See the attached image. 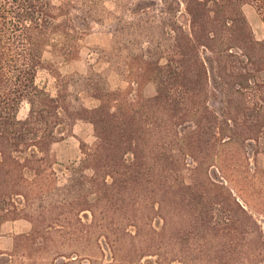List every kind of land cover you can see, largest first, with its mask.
Masks as SVG:
<instances>
[{"label":"trees","instance_id":"16d2710c","mask_svg":"<svg viewBox=\"0 0 264 264\" xmlns=\"http://www.w3.org/2000/svg\"><path fill=\"white\" fill-rule=\"evenodd\" d=\"M248 3L264 22V0H0V230L18 218L19 197L43 189L28 188L25 171L38 177L56 162L65 116L89 120L97 137L83 144L67 181L45 194L54 201L32 216L31 230L15 238L19 259L21 248L51 236L65 238L61 255L73 263L91 250L82 241L100 226L113 253L107 264H264L252 200L211 173L226 172V157L238 161L243 145L264 153V39L244 11ZM183 4L189 29L179 19ZM75 17L111 20L112 36L98 47L106 67L58 72L55 95L37 74L47 47L67 50L74 40ZM113 70L129 72L137 88L154 84L155 94L114 90ZM85 94L99 104L90 106ZM48 211L60 218L54 233L41 229Z\"/></svg>","mask_w":264,"mask_h":264},{"label":"rangeland","instance_id":"374dc122","mask_svg":"<svg viewBox=\"0 0 264 264\" xmlns=\"http://www.w3.org/2000/svg\"><path fill=\"white\" fill-rule=\"evenodd\" d=\"M244 11L251 22L253 30L259 39H264V22L259 15L257 9L252 4H245ZM180 21L184 24L186 29L190 27V15L186 10V5L183 4L181 13L179 15ZM77 29L75 32V38L68 45L67 50L61 49L62 46H49L45 51V66L40 68L37 74V83L39 86L51 90L55 95L57 94L59 80L57 73L60 72L63 75H70L72 73H86L91 66L96 70H103L106 64L102 60V54L98 48L100 45L106 44L112 36L111 20H107L105 24L87 23L79 18L75 17L74 21ZM65 46V45H63ZM68 51V53H66ZM129 73V72H128ZM118 73L117 71H107L108 80L111 87L114 90H128L130 98H136V94L141 92L144 95H153L156 91V86L151 83H147L140 88H137L136 84L133 86L129 84V78L125 75L129 74ZM84 95V94H83ZM85 98L90 106L94 107L99 104V100L92 95L85 94ZM217 107L219 104L215 103ZM29 109V104L24 102L21 108V116L25 115ZM97 137L95 134L94 125L92 122L86 119H74L65 116L64 122H62L57 131V140L53 144V153L55 156L54 162L52 159L49 162V167L41 176H36L34 171L26 170L25 175L28 178L27 184L29 187H43L41 191L28 194L29 198L22 199L19 197L16 202L17 216L12 213V218L6 220L4 223H13L18 219L27 220L31 228L33 226L32 216L39 217L41 210L44 206L49 205L54 201V196H47L50 190L54 188L56 184H63L67 181L70 174V168L79 163L83 158V144L87 146H93L96 143ZM239 152L241 156L239 160H233L232 157H226L229 159L225 170L226 174L216 171L214 167L211 173L217 178L225 179L230 186H232L238 195L242 199H251L253 204L249 207L256 218L262 224L264 230V212L261 208L264 205L262 197L264 196V153L255 152L251 145H243ZM245 149V153H244ZM239 154V155H240ZM27 155V154H25ZM24 155V156H25ZM247 155V158L245 157ZM238 164V166L235 165ZM234 178L233 181L230 180ZM228 179V180H227ZM27 188V189H28ZM26 189V188H23ZM27 191V190H26ZM27 193V192H26ZM43 195L44 199H43ZM244 203L246 202L243 200ZM14 209V206H9ZM83 218L85 221L90 222L92 215L89 212H83ZM89 217V218H88ZM46 220L42 222L41 229L48 233L52 231L50 225L60 222V218L56 213L46 212ZM3 223V224H4ZM61 223V222H60ZM2 224V225H3ZM163 219L160 216H154V225L157 228H161L163 225ZM30 228V230H31ZM29 230V231H30ZM103 228L100 226L94 227L92 232L85 237V242L90 247L86 252L81 251L77 256L73 255L74 262L71 263L68 257L62 256V251H68L69 247L60 246L65 238L58 241L53 237H46V241L41 246L35 245L29 250L20 249L19 253L22 255L17 256L14 254L15 238L18 234L11 235L9 231L3 232L2 226L0 230V243L3 245L10 243L11 248L3 246L0 248V264H107L110 263L112 258V250L109 246L107 238L104 236ZM59 243V245H54ZM101 243V247L100 244ZM83 249V248H82ZM169 247L164 245L160 248V252L168 255ZM169 256V255H168ZM150 258V257H149ZM157 256H153L152 259H156ZM147 260L143 259V263ZM165 264H170V261H165ZM172 264H178L173 262Z\"/></svg>","mask_w":264,"mask_h":264},{"label":"crops","instance_id":"0c3cea01","mask_svg":"<svg viewBox=\"0 0 264 264\" xmlns=\"http://www.w3.org/2000/svg\"><path fill=\"white\" fill-rule=\"evenodd\" d=\"M30 228H31L30 223L27 220H23V219H18L13 221V223H4L2 225L3 232L9 231L11 235L20 232H29ZM3 246H8L7 248H11V245L8 242L5 245L0 243V248H3Z\"/></svg>","mask_w":264,"mask_h":264}]
</instances>
